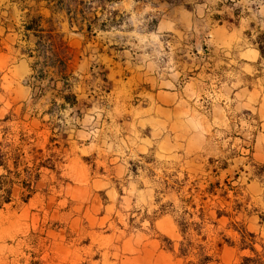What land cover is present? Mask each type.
<instances>
[{"label": "rangeland", "instance_id": "rangeland-1", "mask_svg": "<svg viewBox=\"0 0 264 264\" xmlns=\"http://www.w3.org/2000/svg\"><path fill=\"white\" fill-rule=\"evenodd\" d=\"M25 27L64 42L72 105L55 81L56 57L40 54ZM258 46L264 0H0V144L26 160L40 149L45 163L30 199L14 186L0 205V264L193 263L195 250L176 255L175 220L189 198L190 213L203 204L217 223L187 233L209 264L256 259L240 249L243 230L262 256Z\"/></svg>", "mask_w": 264, "mask_h": 264}, {"label": "trees", "instance_id": "trees-1", "mask_svg": "<svg viewBox=\"0 0 264 264\" xmlns=\"http://www.w3.org/2000/svg\"><path fill=\"white\" fill-rule=\"evenodd\" d=\"M52 1V0H46ZM201 4V2H196ZM187 10H191L189 5H184ZM237 16V13H233V17ZM83 18V17H82ZM212 22H216L218 25H222L223 23H227L233 26H237V20L233 21L227 16H220L217 14L212 15L209 18ZM70 23V22H69ZM71 25V24H70ZM26 31H35V36L38 41L36 45H40V54H48L51 53L56 57L58 65L54 67V77L55 81L61 84V88L59 90L60 93L67 91V94H62L61 98L66 104L72 105L75 100V96L70 93L69 84H68V65L67 62L69 58L67 57V48L62 42L61 38L53 33L52 30H38L33 29L32 27H25ZM39 34V35H38ZM258 50L261 58H264V48L258 46ZM31 159L26 160L24 153L22 152L21 147H15L10 149V145L8 144H0V166L5 171V174L0 175V205L8 204L11 202L12 189L14 186H18L22 189V201L26 202L28 199L32 197V195L36 192L35 185L40 178V167L45 166V163H40V149H30L28 152ZM11 162L13 165V170H10L8 167V163ZM31 163L29 166L28 163ZM49 168H53L50 165ZM209 189L212 190V187ZM211 190H205L208 193H211ZM204 200V198L202 199ZM191 198L182 200L181 202L185 205H181L179 207L180 212L178 214L176 221L178 231L181 236V240L179 242V247L177 250V257L187 258L188 255L191 254V250H195L193 256L195 257V262L190 264H209L212 261V258L205 254L204 246L198 244L193 245L187 238V233L189 232V228H193L197 235H200V232L203 228L205 221L211 223L214 227L217 226L215 221H212L205 213V208L203 204H200L199 209L196 212L190 213L186 207L190 206L191 209H195V205H190ZM197 215L198 222L188 223L186 220V216ZM222 216H226L229 218L227 213H223L222 211H216V219L219 220ZM208 217V218H207ZM240 249H249L256 256V259H252L250 257L243 258V263L248 264L254 262L255 264H264L262 259L264 258V253L262 256L258 255L254 249L250 246L249 241L253 238V234L248 233L246 231H241L240 233ZM225 242H229L228 239H224ZM252 241V240H250ZM233 244V243H231ZM221 244L218 245L220 247ZM167 250L173 252L172 247H167Z\"/></svg>", "mask_w": 264, "mask_h": 264}]
</instances>
